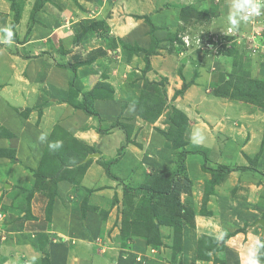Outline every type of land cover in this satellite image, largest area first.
<instances>
[{"label": "crops", "instance_id": "0c3cea01", "mask_svg": "<svg viewBox=\"0 0 264 264\" xmlns=\"http://www.w3.org/2000/svg\"><path fill=\"white\" fill-rule=\"evenodd\" d=\"M192 1L78 0L82 5L78 6L72 1L50 0L35 14L30 35L21 44L27 56L10 55L4 49L0 53V207L15 200L23 183L33 186L34 172L44 179L42 188L30 198L28 215L8 209L4 213L0 221V264H39L47 250L49 264H243L254 237H264L260 224L264 221V111L243 103L228 108L226 102L206 92L211 73L202 58L196 62L184 54L186 63L182 65L175 62L181 57L178 51L172 54L170 50L164 57L158 50L149 58L153 67L146 76L167 77L172 95L180 85L188 84L175 103L189 119V143L205 151L207 166L229 170H214L212 174L202 170V156L186 157L184 171L192 204L188 207L182 203L184 190L179 191L180 204L190 209L193 225L181 212L180 250L173 248L172 230L165 225L159 228L165 244L157 249L135 234L120 240V244L115 242L124 199L134 190L105 169L124 141L123 131L111 128L109 116L121 104L127 112L133 109L134 102L127 96L137 95L141 82L136 81L134 86L131 81L142 75L139 66L144 67L145 62L142 56L134 55L120 65L117 61L121 58L111 57L105 40L136 44L144 50L156 40L157 47L169 52L168 33L180 22L178 7ZM29 14L30 10L22 11L15 28L17 38L24 36ZM0 16V27L12 20L5 0H0ZM96 21L105 23L106 36L93 30L88 41L74 45L73 39L82 27ZM52 38L57 43L55 50L73 49L80 55L54 52ZM96 50L102 54L77 65ZM172 60L176 65L170 64ZM171 65L176 67L175 72ZM125 77L131 81L126 82ZM98 81L107 82L112 90L111 98L87 100L89 109H96L104 120L101 125L107 131L103 133L96 129L98 120L77 108L76 103ZM41 133L48 134V142L62 141L63 146L56 151L49 149L48 142L38 140ZM218 138L223 140L221 144ZM143 141V149L130 145L139 164L168 169L174 151L163 145V138L148 133ZM95 196L105 197L109 204L102 205ZM44 224L50 225V232ZM22 227L26 231H21ZM33 228L36 230L31 231ZM203 238L212 240L215 246L201 244Z\"/></svg>", "mask_w": 264, "mask_h": 264}, {"label": "rangeland", "instance_id": "374dc122", "mask_svg": "<svg viewBox=\"0 0 264 264\" xmlns=\"http://www.w3.org/2000/svg\"><path fill=\"white\" fill-rule=\"evenodd\" d=\"M67 1H72L73 4L82 6L79 5V3L77 4L78 0ZM34 2L35 0H15L17 9L20 12V19L22 13L21 11L26 9L31 12ZM192 2L193 3H191V5L178 7L180 12L178 19L180 22L176 27L170 28V32L168 33L171 44L169 52L165 49H161V47H157V44L152 40L150 46L145 49L146 53H144L143 51H140L142 48L136 44L135 46L126 45L116 41V39L113 40L108 38L105 42L107 44V49L111 51V57L115 59L121 58L117 61L120 65L127 64L125 62H128V60L134 55L137 57L142 56V60L145 62L146 56L149 57L151 54H156L158 50L163 51L161 53L158 51V54H162L161 56L164 57L166 56V53L168 55L171 53L170 50L172 51V54L174 51H178L177 53L181 57L175 59V62L177 60L178 64L182 65L186 63L184 62V54H187L188 58L196 59L193 60L196 62L201 61L202 58V62L208 66L207 70H210L209 72L211 73L209 79L210 84L206 88V92H210L211 98L219 102H226L228 104L227 107L231 109H235L236 105L243 103L250 108H258L264 111V98L262 97L264 94V14L259 17H253L247 23H242L238 31L230 32L228 31V25L226 23V15L229 11L230 0H193ZM67 15L69 16V13H67ZM3 17L5 18L4 15ZM0 18L2 19L1 16ZM20 19L16 25L20 23ZM12 22L13 13L12 20L10 19L8 23H4V26L11 25ZM15 28L16 26L12 28V30L14 33L13 36L16 37ZM93 30H98L101 34L106 36V34H104L106 31L105 23L103 21H96L89 26L83 27L81 32L74 37L73 44L79 46V44H83L85 41H88L93 34ZM24 37L25 34L22 38L19 35L18 38L16 37V40L13 37V43L11 45L5 44L2 41L0 43V53L3 52L4 49L10 55L22 58L26 57V49L21 44L25 43L29 36L27 39H24ZM0 40H2V34H0ZM50 43L52 48H54V52L61 51V55L65 53L68 54V52L71 53L72 51L75 52L73 49H69L67 51L56 49V51L55 47L57 43L54 38L50 40ZM17 45L22 46V48L20 47L21 49H19ZM74 54L76 57L80 55L78 52H75ZM100 54L102 53L98 50L90 51L86 58H83L84 55H82L84 60L81 59L77 65L84 64V62L87 63ZM175 62L172 60L170 64L173 63L176 65ZM68 63H65V65ZM135 63L136 60H134L133 64ZM144 64V67L142 64L139 66L142 69V75L138 77V79L134 80V78H132L131 81L126 77L124 78L126 82L129 80L133 84L136 81L141 82L139 87L137 86V95L127 96L134 102L133 109L127 112L125 110V105L121 104L119 108H117L116 111L109 116L111 128H120L123 131L124 141L123 145L118 149V154L112 161L113 163L111 165L110 163L105 165V169L110 176L112 174L113 176L119 177L124 186H129L130 189L134 190L133 192L127 194L124 199L125 208L122 212V221L123 219L125 220V225L122 222L119 224V238L118 240H115V242L118 244L120 240H127V237H129L130 234H134L132 230L137 231L140 229L142 226L141 222H139L138 227H135L137 222H134L139 221V217L140 219L148 218L147 223L142 222L143 225L150 224L152 221L153 224L149 225V228H145L144 226L141 230H143L142 233L149 237L147 238L149 242L153 240V242L149 244V247L157 249L160 247L159 245L165 244L162 242L163 240H161L159 235V228L162 225H165L172 230V245L176 250L181 244V211L177 209L175 202H170L167 199L161 198L154 199V196L151 195L154 193V189H152L154 185L169 183L171 186H174L173 189L175 190V194H177L176 199L179 202L181 201L179 190H184L186 196L182 198V203L184 201L188 207L192 204V199L190 198L191 193L190 191L188 192V190H185L189 188L190 183L184 171L185 161L182 163V161L178 160V154L182 149L188 151H197L199 149L189 143V119L184 111L176 107L175 103V99L178 97V94L182 95L183 88H186L188 84L186 83V85H180L178 88L181 89H178L179 91L172 95V90L167 86V77H163L162 75L154 77L152 75L150 77L146 76V74L152 70L153 65H151L150 62L148 69V67H146V62ZM204 64H200V66H203ZM174 65H171V68L173 67L175 72L176 67H174ZM130 66L134 68L132 64ZM171 68L168 71L169 73L172 70ZM178 68L177 70H181L179 66ZM189 70L190 69H188V71ZM169 73L165 75L169 76ZM195 74L197 75V73ZM108 76L109 75L106 77ZM185 78L189 80L190 75ZM102 83L103 82L98 81L96 86H94L90 91L81 95V102H76L78 107L82 108L85 114L93 116L98 120V126L96 129L101 133L107 131L103 129L101 125V121L104 120L100 118V114L96 109H89V102H87V100L89 97L90 100L92 97H96V99H105L106 97L111 98L112 90L109 86H107L108 83ZM101 84L106 87L102 88ZM118 98L122 101L123 96L120 95ZM84 108L91 114L85 112ZM175 110L180 111L186 116L185 122H182V119L179 120V117H177L174 113ZM172 117L176 118L178 122H182L180 128V139L185 141V144L178 149L174 148L171 140L165 136L167 135L170 138L169 135H172L170 133L171 128L169 123ZM148 133H156L159 137H162L164 140L163 145L174 151V158L168 169H157L156 167H150L149 164L142 167L132 155L133 153L131 151L133 150L130 149V145L134 148L138 147L139 149H143L146 144L143 140L148 138ZM222 141L223 140L221 138H218V144H221ZM114 163L117 164L115 169L112 167ZM33 176L36 178V181L33 182V186L23 183L21 187L22 190H20L18 195L14 194L15 200L11 202H9L10 200L6 201L7 205H2V207H0V214L3 215L2 218H0V221L3 219L5 215L4 213H6L7 209L9 211L17 210L18 213L25 212L28 215L30 209V198L28 200V197H32L33 193L42 188L38 182L40 178L38 177L37 172H34ZM95 198L99 199L102 205L109 204L105 197L95 196ZM86 199H88V197H86ZM49 207L50 205L48 203L45 208L46 212ZM182 207L186 210L182 217H185V220H187L190 225H193V220H190L193 217L189 213L190 209L185 208L184 206ZM152 210L154 211L151 213ZM151 215H155L156 218ZM46 217L48 218L47 213ZM159 221L162 223H159ZM150 227H153L154 229L152 230ZM43 228H45V230L48 229V232L51 231L50 225L44 224ZM103 228L104 227L102 225V229ZM32 230L36 229L33 228L31 231ZM21 231L26 230L22 227ZM41 234H37V237ZM154 236L155 238H153ZM38 240H40V238H38ZM200 242L201 244H206V246H211L212 241L202 239ZM47 253L41 257L39 264H49L50 255Z\"/></svg>", "mask_w": 264, "mask_h": 264}, {"label": "trees", "instance_id": "16d2710c", "mask_svg": "<svg viewBox=\"0 0 264 264\" xmlns=\"http://www.w3.org/2000/svg\"><path fill=\"white\" fill-rule=\"evenodd\" d=\"M9 2V5L11 7V11L13 13V22L11 24L12 28H14L16 26V24L19 22V19H20V12L19 10L17 9V6H16V3H15V0H6ZM49 0H35L33 6H32V9H31V12L29 14V19H28V28L26 30V33H25V37L24 39H27V37L29 36L30 34V31L32 29V26L33 24L35 23V14L43 7V5L48 2ZM22 12V11H21ZM83 28V27H82ZM14 39L16 40L17 38L15 36H13ZM154 42H156V40H154ZM140 51H143L144 53H146V50H142L140 49ZM154 54H151L148 56H146L145 58V62H146V67H148L149 69V58L150 56H152ZM90 62V61H89ZM87 62V63H89ZM84 64H86V62H84ZM70 87H72L70 85ZM181 93V92H180ZM262 97L264 98V94L262 95ZM91 103V101H90ZM78 106V105H77ZM76 106V107H77ZM264 106V105H263ZM77 108H80V107H77ZM264 108V107H263ZM84 111L85 112H88V114H91L87 109L84 108ZM175 115L177 117H179V120L182 119V122H185L186 121V116L181 113L180 111H177L175 110L174 111ZM182 122H178L176 118L172 117L171 118V121L169 122L170 123V128H171V134L172 135H169L170 138L166 136V138L170 139L171 142H172V145L174 146V148L178 149V148H181L184 144H185V141H182L180 138L181 136V133H180V128H181V123ZM262 145H264V140L262 142ZM199 150L197 151H188V150H185V149H182L180 150L179 154H178V160L182 161V163L185 161L186 157L188 155H191V154H198L200 156L203 157V163H202V170L204 171H209L210 173H214V170H229V169H226L224 167H218V168H210L209 166H207V154L205 153L204 150L200 149V148H197ZM44 179H41L38 180L39 184L42 185ZM189 187H190V184H189ZM174 186H171L169 183H163V184H156L152 187V189H154V193L151 195V196H154L153 198H161V199H167L168 201L170 202H175L176 205H177V209L181 212H186V210L182 207V205L180 204V202L176 199L177 198V194H175V190L173 189ZM190 188L188 189H185L186 191L188 190L189 191ZM180 191V190H179ZM29 198H31V196L28 197V200ZM166 200V201H167ZM154 210L151 211V213L153 212ZM152 217L156 218L155 215H151ZM148 221V218H142L140 219L139 217V221H134V222H137L135 227H138L139 226V222H141L142 226L140 227L139 230L137 231H134L132 230V232L135 234V235H138L139 237L145 239L146 243L149 245L150 243L153 242V240H151L149 242V240L147 238H149L147 235H145L143 232V230H141L142 228H149V225H152L153 224V221L150 223V224H147V225H143V223H147ZM143 222V223H142ZM161 221H159L160 223ZM122 223H124L125 225V220L123 219ZM162 223V222H161ZM150 229H154L153 227H150ZM156 236V235H155ZM155 236L153 238H155ZM157 237V236H156ZM157 239V238H156ZM204 239V238H203ZM207 240H210V239H207ZM212 241V240H210ZM159 245V243H158ZM157 245V246H158ZM212 246H215V244H213V242H211V247ZM176 250H180V246L176 249Z\"/></svg>", "mask_w": 264, "mask_h": 264}, {"label": "clouds", "instance_id": "9594fccd", "mask_svg": "<svg viewBox=\"0 0 264 264\" xmlns=\"http://www.w3.org/2000/svg\"><path fill=\"white\" fill-rule=\"evenodd\" d=\"M264 14V0H230L229 11L226 15L228 31H238L242 23H247L253 17ZM0 34L5 44L13 43V30L11 25L0 27ZM198 135V134H197ZM48 134L41 133L38 140L41 143L47 141ZM203 139V137H199ZM63 146L62 141L48 142L49 149L56 151ZM221 233L219 238H223ZM243 264H264V237L255 236L249 246Z\"/></svg>", "mask_w": 264, "mask_h": 264}, {"label": "water", "instance_id": "95a60500", "mask_svg": "<svg viewBox=\"0 0 264 264\" xmlns=\"http://www.w3.org/2000/svg\"><path fill=\"white\" fill-rule=\"evenodd\" d=\"M260 224H261V226H264V221H261Z\"/></svg>", "mask_w": 264, "mask_h": 264}, {"label": "built area", "instance_id": "2783aa9c", "mask_svg": "<svg viewBox=\"0 0 264 264\" xmlns=\"http://www.w3.org/2000/svg\"><path fill=\"white\" fill-rule=\"evenodd\" d=\"M3 215L0 214V218H2Z\"/></svg>", "mask_w": 264, "mask_h": 264}]
</instances>
